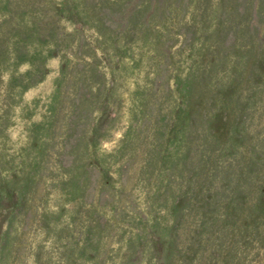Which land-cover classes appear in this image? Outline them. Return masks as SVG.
I'll use <instances>...</instances> for the list:
<instances>
[{
    "label": "rangeland",
    "instance_id": "1",
    "mask_svg": "<svg viewBox=\"0 0 264 264\" xmlns=\"http://www.w3.org/2000/svg\"><path fill=\"white\" fill-rule=\"evenodd\" d=\"M0 264H264V0H0Z\"/></svg>",
    "mask_w": 264,
    "mask_h": 264
}]
</instances>
